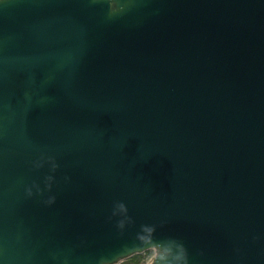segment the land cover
Returning a JSON list of instances; mask_svg holds the SVG:
<instances>
[{"label": "water", "instance_id": "obj_1", "mask_svg": "<svg viewBox=\"0 0 264 264\" xmlns=\"http://www.w3.org/2000/svg\"><path fill=\"white\" fill-rule=\"evenodd\" d=\"M155 243L264 264V0H0V264Z\"/></svg>", "mask_w": 264, "mask_h": 264}, {"label": "clouds", "instance_id": "obj_2", "mask_svg": "<svg viewBox=\"0 0 264 264\" xmlns=\"http://www.w3.org/2000/svg\"><path fill=\"white\" fill-rule=\"evenodd\" d=\"M35 166L39 167L40 162L37 161ZM55 167L56 165L53 162L52 168L55 169ZM47 180L50 182L52 180V177L49 176ZM27 194L29 196L32 195L31 188L27 189ZM54 199H55L54 197H49V199L46 202L52 203ZM118 208L120 211H125L123 204H120ZM153 253L158 254V259L156 261V264H188L187 252L186 249L183 247V245H176L175 250H173L171 246L162 247L159 243H155V247L153 248Z\"/></svg>", "mask_w": 264, "mask_h": 264}, {"label": "rangeland", "instance_id": "obj_3", "mask_svg": "<svg viewBox=\"0 0 264 264\" xmlns=\"http://www.w3.org/2000/svg\"><path fill=\"white\" fill-rule=\"evenodd\" d=\"M154 256L153 249H151L119 260L117 264H151Z\"/></svg>", "mask_w": 264, "mask_h": 264}, {"label": "bare ground", "instance_id": "obj_4", "mask_svg": "<svg viewBox=\"0 0 264 264\" xmlns=\"http://www.w3.org/2000/svg\"><path fill=\"white\" fill-rule=\"evenodd\" d=\"M117 264V263H116Z\"/></svg>", "mask_w": 264, "mask_h": 264}]
</instances>
